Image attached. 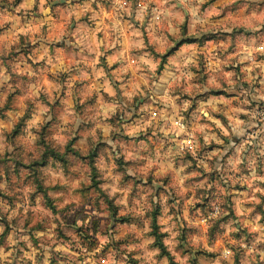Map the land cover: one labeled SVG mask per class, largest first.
<instances>
[{"label":"rangeland","instance_id":"obj_1","mask_svg":"<svg viewBox=\"0 0 264 264\" xmlns=\"http://www.w3.org/2000/svg\"><path fill=\"white\" fill-rule=\"evenodd\" d=\"M110 2L126 66L0 42L1 264H264V0Z\"/></svg>","mask_w":264,"mask_h":264},{"label":"crops","instance_id":"obj_2","mask_svg":"<svg viewBox=\"0 0 264 264\" xmlns=\"http://www.w3.org/2000/svg\"><path fill=\"white\" fill-rule=\"evenodd\" d=\"M112 7L110 0H21L12 6L14 12L6 13L7 17L5 13L0 14V22H6L2 25L4 28L0 32V42H15L17 35L25 39L28 35L32 38L40 27L46 26L45 33L31 41V44L36 42L33 51L40 49L49 60L47 65L52 62V67L70 75L85 67L95 75L100 74L104 65L112 64L115 58L120 60L122 66H126V45L131 37L126 34L116 38L124 42L122 48L109 44L107 28L113 16ZM99 30L105 33L99 35ZM55 42L58 43L51 46ZM104 56L105 61L100 63V58ZM38 120L39 114L34 113L31 121ZM15 233L13 229H0V264L12 260L11 251L16 250L12 239Z\"/></svg>","mask_w":264,"mask_h":264},{"label":"trees","instance_id":"obj_3","mask_svg":"<svg viewBox=\"0 0 264 264\" xmlns=\"http://www.w3.org/2000/svg\"><path fill=\"white\" fill-rule=\"evenodd\" d=\"M68 148H69V146H68ZM43 189V188H42ZM157 224H156V218L154 217L153 218V227H154V232L157 234V231H156V229H157ZM157 243L159 244V246H161V247H164V244H163V242L161 241V238H160V236H158L157 237Z\"/></svg>","mask_w":264,"mask_h":264},{"label":"built area","instance_id":"obj_4","mask_svg":"<svg viewBox=\"0 0 264 264\" xmlns=\"http://www.w3.org/2000/svg\"><path fill=\"white\" fill-rule=\"evenodd\" d=\"M126 1L127 0H115V5H120V7H122V5H124L126 3Z\"/></svg>","mask_w":264,"mask_h":264}]
</instances>
